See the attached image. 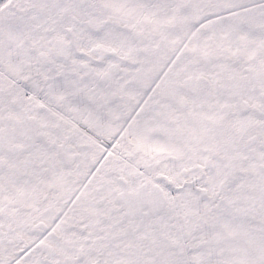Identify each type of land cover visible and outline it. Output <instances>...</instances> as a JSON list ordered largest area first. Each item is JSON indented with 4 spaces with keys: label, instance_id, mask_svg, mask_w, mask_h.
<instances>
[{
    "label": "snow or ice",
    "instance_id": "snow-or-ice-1",
    "mask_svg": "<svg viewBox=\"0 0 264 264\" xmlns=\"http://www.w3.org/2000/svg\"><path fill=\"white\" fill-rule=\"evenodd\" d=\"M0 264H264V0H0Z\"/></svg>",
    "mask_w": 264,
    "mask_h": 264
}]
</instances>
